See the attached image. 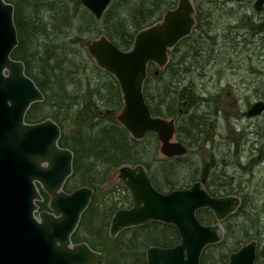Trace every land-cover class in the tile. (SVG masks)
Segmentation results:
<instances>
[{
	"label": "trees",
	"instance_id": "trees-1",
	"mask_svg": "<svg viewBox=\"0 0 264 264\" xmlns=\"http://www.w3.org/2000/svg\"><path fill=\"white\" fill-rule=\"evenodd\" d=\"M8 1L14 4L18 31V44L12 54L24 61L27 74L45 96L32 103L26 120H56L61 126L60 144L74 153L73 171L64 188L71 191L83 184L94 188L72 239L85 240L101 251L106 256L104 264H146L148 246H172L180 241L176 226L160 220L125 227L116 235L109 231L113 213L130 206L132 199L124 183L106 186L107 177L123 164L143 163L154 185L162 191L200 179L214 195L240 196L237 209L223 220V240L205 247L200 264H226L232 250L253 238L258 240L256 264H264V166L255 168L251 159L248 173L242 170L248 168L241 161L224 162L221 158L225 154L219 152L222 148L214 150L211 157L207 150L199 155L195 151V146L204 147L200 144H205L214 126L212 115L218 117L221 108L217 101H210L194 76L206 75L211 64L234 62V54H239L234 52L264 54L259 50L264 39L259 40L257 51L246 53L237 35L211 32L219 20L233 21V13L240 8L237 1L219 0L220 7L229 11L217 8L216 14L210 9L211 14L204 15L199 0H195L198 22L194 30L170 50L164 67L157 68L154 62L148 65L146 101L153 114L176 117V137L189 148L185 154L174 156H158L155 133L137 139L117 119L123 105L119 82L97 65L84 40L104 33L119 47L129 48L136 32L161 19L177 0H111L101 17L82 0ZM259 25L263 38L264 16ZM241 151L235 152L242 157ZM233 163L230 170L229 164ZM237 171L248 175L241 177ZM43 198L38 201L40 208L47 207L45 195ZM197 214L202 222L214 217L208 208L199 209Z\"/></svg>",
	"mask_w": 264,
	"mask_h": 264
},
{
	"label": "water",
	"instance_id": "water-1",
	"mask_svg": "<svg viewBox=\"0 0 264 264\" xmlns=\"http://www.w3.org/2000/svg\"><path fill=\"white\" fill-rule=\"evenodd\" d=\"M110 1L82 0L97 17ZM263 5L264 0H255L256 9ZM195 24L194 1L177 0L161 19L139 29L129 48L119 47L104 33L84 40L97 65L119 82L123 105L117 119L137 139L155 133L164 156L185 154L189 148L175 139V116L152 113L144 81L149 63L164 67L170 50ZM17 44L14 4L0 0V264H103L106 256L101 251L85 240L72 239L94 188L83 184L67 191L64 184L73 171L74 153L59 142L61 126L52 117L26 120L32 103L45 96L27 74L24 61L13 56ZM263 111L264 99H258L246 114ZM117 171L130 190L132 204L113 213L110 233L160 220L175 225L180 235L175 245L148 246L146 264H200L205 246L224 237L220 220L241 201L236 194H212L200 179L162 191L143 163L123 164ZM40 187L50 195L48 208L39 209ZM203 207H209L218 221L203 223L197 215ZM257 246L256 239L249 240L230 253L227 264H256Z\"/></svg>",
	"mask_w": 264,
	"mask_h": 264
},
{
	"label": "rangeland",
	"instance_id": "rangeland-1",
	"mask_svg": "<svg viewBox=\"0 0 264 264\" xmlns=\"http://www.w3.org/2000/svg\"><path fill=\"white\" fill-rule=\"evenodd\" d=\"M193 1L195 4L196 1ZM229 5L230 3H228V6ZM240 12L241 9L239 8L236 12L237 18H239ZM244 12L245 11L242 10L241 14L243 15ZM220 22L219 24L223 23V21ZM227 24H229V22L226 19L223 25ZM259 50L264 53V46ZM241 52L242 51L234 52L239 53L234 54L236 56L234 57V62H218L214 65L211 64L206 75L199 77L194 76V81H200L199 84L203 85L204 91L210 98V101H217V104L221 108L218 117L212 115L214 118V126L205 144L203 142L200 144L204 147L197 148L195 146V151L198 153L197 155H199L203 150H207L206 154L211 157V153L214 150L216 151L218 147L222 148V151L219 150V152L225 154L221 158L224 162L228 161L232 163L233 161L238 164V161H241L243 164H246L248 168L242 170L244 172L248 171L249 173L250 167L252 166V164H250L251 159L252 163L255 164V168L258 169L264 166V111L254 116L245 114L248 107L254 101L260 99V96L264 94V87L262 88V86H264V54L252 56L240 54ZM246 53H248V51H246ZM156 67L159 68L158 65H156ZM250 87L253 89H250ZM254 88L257 89L254 90ZM176 138L175 136V139ZM236 149H238V151L242 150V157H240L239 153L235 152ZM158 156H164L160 150L158 151ZM234 163L232 165L229 164L230 170L233 169L232 166H234ZM257 172L259 173L260 171ZM237 175L241 176L242 172L237 171ZM247 175L248 174H243L241 177ZM250 178L252 181L253 176ZM261 182H264V180ZM119 183L123 184V181L118 176L117 169H114L107 177L106 186ZM40 189L42 190V187H40ZM42 192H44V194H42L46 197V208H48L50 195L44 190H42Z\"/></svg>",
	"mask_w": 264,
	"mask_h": 264
},
{
	"label": "flooded vegetation",
	"instance_id": "flooded-vegetation-1",
	"mask_svg": "<svg viewBox=\"0 0 264 264\" xmlns=\"http://www.w3.org/2000/svg\"><path fill=\"white\" fill-rule=\"evenodd\" d=\"M235 1H237L238 5L241 9L239 18L236 17L235 13H233L235 16H234V19L232 22H229V24H227V25H223V23L222 24L218 23L216 26L211 27V32L221 33L223 31H225V32H227L226 34H235V35H237L238 39L242 42L243 47L247 48V50H245V51H249V53L254 52L255 50L259 49L260 44L258 43V41L261 39H264V37L261 38L262 34L260 31V25H259L260 18L262 16H264V5L262 6L261 9H256L255 8V0H235ZM199 2H200L201 9H202V12L204 15H210L211 14L210 9L215 10L216 14H218L217 8H221L223 10V12L229 11L228 8L224 9L223 7H220L221 5H220L219 0H199ZM195 7H196V4H195ZM242 10L245 11L244 12L245 16H244V14L243 15L241 14ZM234 21H237V23H235ZM197 22H198V19H197V8H196V24H197ZM219 22H220V20H219ZM196 24H195V26H196ZM195 26H194V28H195ZM194 28H193V30H194ZM263 33H264V30H263ZM260 99H264V98H260ZM245 114H246V111H245ZM228 194H234V193H228ZM219 195H226V194H219ZM203 208L210 209L209 207H203ZM200 209H202V208H200ZM212 214L214 215L213 211H212ZM229 215H227V216H229ZM225 218L220 220L223 228H224L223 220ZM217 221L218 220L216 219V216L214 215V217L212 218V221L203 222V223L210 224V223H215ZM224 235H225V228H224ZM223 238L220 241H222ZM253 239H256V238H253ZM220 241H218V242H220ZM218 242H215V243H218ZM257 243H258V240H257ZM210 244H213V243H210ZM232 251H234V250H232ZM230 253H229V255H230ZM257 253H258V246H257ZM228 260H229V258H228Z\"/></svg>",
	"mask_w": 264,
	"mask_h": 264
},
{
	"label": "bare ground",
	"instance_id": "bare-ground-1",
	"mask_svg": "<svg viewBox=\"0 0 264 264\" xmlns=\"http://www.w3.org/2000/svg\"><path fill=\"white\" fill-rule=\"evenodd\" d=\"M188 38V37H187ZM186 134V133H185ZM231 179H232V177H231ZM232 182V181H231ZM216 183V182H215ZM220 183V182H219ZM236 183V182H235ZM240 183V182H239ZM234 185V184H233ZM233 185H231V186H233ZM238 185V184H237ZM236 185V186H237ZM218 186H220V185H218ZM241 186V185H240ZM234 189V188H233ZM226 193V192H225ZM261 205V204H260Z\"/></svg>",
	"mask_w": 264,
	"mask_h": 264
}]
</instances>
